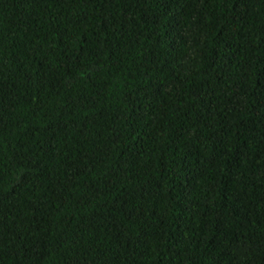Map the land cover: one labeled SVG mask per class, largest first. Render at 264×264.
<instances>
[{
	"label": "trees",
	"instance_id": "obj_1",
	"mask_svg": "<svg viewBox=\"0 0 264 264\" xmlns=\"http://www.w3.org/2000/svg\"><path fill=\"white\" fill-rule=\"evenodd\" d=\"M0 264H264V0H0Z\"/></svg>",
	"mask_w": 264,
	"mask_h": 264
}]
</instances>
